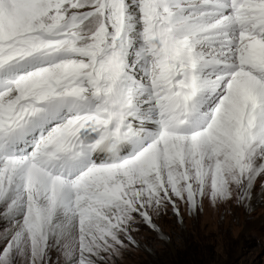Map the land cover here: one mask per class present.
<instances>
[{
	"label": "snow or ice",
	"instance_id": "6c2138e0",
	"mask_svg": "<svg viewBox=\"0 0 264 264\" xmlns=\"http://www.w3.org/2000/svg\"><path fill=\"white\" fill-rule=\"evenodd\" d=\"M261 176L264 0H0V264H114Z\"/></svg>",
	"mask_w": 264,
	"mask_h": 264
},
{
	"label": "rangeland",
	"instance_id": "374dc122",
	"mask_svg": "<svg viewBox=\"0 0 264 264\" xmlns=\"http://www.w3.org/2000/svg\"><path fill=\"white\" fill-rule=\"evenodd\" d=\"M228 202L213 208L205 199L192 213L181 205L182 220L169 208L156 221L166 239L141 226L134 234L139 247L129 246L114 264H264V222H255L264 217V191L256 204L260 211L249 216L235 206L231 214Z\"/></svg>",
	"mask_w": 264,
	"mask_h": 264
},
{
	"label": "bare ground",
	"instance_id": "6f19581e",
	"mask_svg": "<svg viewBox=\"0 0 264 264\" xmlns=\"http://www.w3.org/2000/svg\"><path fill=\"white\" fill-rule=\"evenodd\" d=\"M257 182H261V186L264 185V176H261V177H258L257 180L255 181L254 183V186L252 188V196H251V199L249 201H247V204H248V207L245 208L243 205H240V206H236L231 200H229L230 204L229 206L231 207L230 208V212L231 214L233 213V209H234V206L236 207V212H240L239 214L243 215V216H249L250 214H253L254 212H259L258 211V207H256V204L259 200V198L262 196V192L264 191V187H262L260 190H257L255 191V189L257 188ZM228 202V203H229ZM214 208V207H213ZM263 210H264V207H263ZM211 213H208L207 215V218L208 217H211ZM255 222L259 223V222H264V217L261 215H259V217H257L255 219Z\"/></svg>",
	"mask_w": 264,
	"mask_h": 264
}]
</instances>
